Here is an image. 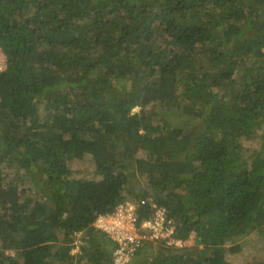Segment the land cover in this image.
<instances>
[{"label":"trees","instance_id":"1","mask_svg":"<svg viewBox=\"0 0 264 264\" xmlns=\"http://www.w3.org/2000/svg\"><path fill=\"white\" fill-rule=\"evenodd\" d=\"M0 50V264H112L94 221L139 199L194 244L132 264L264 241V0H0Z\"/></svg>","mask_w":264,"mask_h":264},{"label":"built area","instance_id":"2","mask_svg":"<svg viewBox=\"0 0 264 264\" xmlns=\"http://www.w3.org/2000/svg\"><path fill=\"white\" fill-rule=\"evenodd\" d=\"M3 68L0 64V69ZM145 201L139 199L119 203L112 212L100 214L95 219L94 226L105 231L115 242L112 264H132L135 253L145 241H163L171 247L187 244L186 239L175 237L176 223L167 216L164 206H156L151 214L139 217L138 208ZM140 230L143 232L140 233ZM74 251H78V246L72 249V253Z\"/></svg>","mask_w":264,"mask_h":264},{"label":"rangeland","instance_id":"3","mask_svg":"<svg viewBox=\"0 0 264 264\" xmlns=\"http://www.w3.org/2000/svg\"><path fill=\"white\" fill-rule=\"evenodd\" d=\"M0 64L2 67H5V56L1 50H0ZM138 109H139L138 107H135L133 111H138ZM172 118H175L173 119V122L175 124L178 121H182L181 119L182 117L178 118L177 116H175ZM243 144L245 145V147H258L261 144V137L258 136L253 139H243ZM68 167L70 170V174H69L70 177L85 175L87 177L95 178V179L101 178V176L95 172L93 161L89 159H84V160L72 159L71 161H69ZM41 183H42L41 180H38V184L41 185ZM142 232L143 231L140 230V233ZM186 240H187L186 242L187 244L185 246H192L194 244V233H191V235ZM148 244H152V243H148ZM263 245H264V241L260 238V236L257 233L253 232L249 236H247L245 242L243 243L242 249L239 253L237 254L226 253V258L231 264L251 263L255 259L264 260V250H261V247H263Z\"/></svg>","mask_w":264,"mask_h":264}]
</instances>
